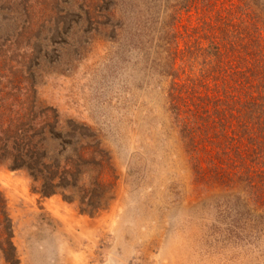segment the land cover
Here are the masks:
<instances>
[{"label":"rangeland","instance_id":"obj_1","mask_svg":"<svg viewBox=\"0 0 264 264\" xmlns=\"http://www.w3.org/2000/svg\"><path fill=\"white\" fill-rule=\"evenodd\" d=\"M81 2L25 0L0 19V101L35 92L59 132H94L105 163L101 200L42 196L26 171L0 167L20 263L264 264V219L194 183L167 103L170 79L154 82L132 31L121 21L98 28Z\"/></svg>","mask_w":264,"mask_h":264},{"label":"trees","instance_id":"obj_2","mask_svg":"<svg viewBox=\"0 0 264 264\" xmlns=\"http://www.w3.org/2000/svg\"><path fill=\"white\" fill-rule=\"evenodd\" d=\"M19 1L0 0V19L25 0ZM83 1L79 11L98 28L103 21H121L132 31V48L147 62L154 82L157 75L170 79L167 103L194 183L261 222L264 0ZM191 11L202 12L197 22L186 17ZM28 94L0 101V167L26 171L40 183L42 196L59 192L73 201L85 193L101 200L105 163L94 132L85 125L83 132L78 127L59 132L56 111L40 105L35 92ZM59 138L69 140L64 149L48 146ZM91 143L95 150L89 153ZM111 161L107 155L105 162ZM12 232L0 192V264H21Z\"/></svg>","mask_w":264,"mask_h":264}]
</instances>
